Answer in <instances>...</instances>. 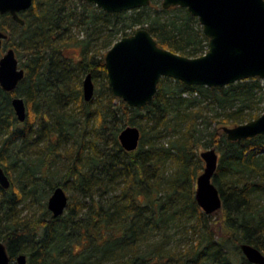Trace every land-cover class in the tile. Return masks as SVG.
<instances>
[{
  "label": "trees",
  "instance_id": "trees-1",
  "mask_svg": "<svg viewBox=\"0 0 264 264\" xmlns=\"http://www.w3.org/2000/svg\"><path fill=\"white\" fill-rule=\"evenodd\" d=\"M80 6L33 0L20 12L23 25L0 14V30L7 34L3 47L24 58V77L15 90L0 88V166L12 177L8 189L0 187V240L10 261L24 254L26 264H251L239 244L264 253V134L229 141L220 128L261 114L264 81L206 87L162 77L145 106L130 107L112 95L101 52L118 33L145 28L159 46L188 57L204 54L208 38L197 18L179 6L158 3L120 12L83 1ZM72 26L82 29L80 39ZM75 48L78 56L66 54ZM87 73L96 82L101 78L91 102L81 93ZM13 96L24 99V122L16 119ZM213 119L219 126L208 131ZM126 125L140 130L134 151H125L117 138ZM204 133L209 139L200 142ZM53 135L79 144L73 160H65V181L48 177L47 161L58 154ZM198 144L218 153L213 183L222 207L210 215L194 198L202 169ZM68 179L81 198L76 209L68 203L58 217L45 208L40 216L20 215L19 203L45 200ZM171 229L189 231L191 242L168 248Z\"/></svg>",
  "mask_w": 264,
  "mask_h": 264
},
{
  "label": "water",
  "instance_id": "water-1",
  "mask_svg": "<svg viewBox=\"0 0 264 264\" xmlns=\"http://www.w3.org/2000/svg\"><path fill=\"white\" fill-rule=\"evenodd\" d=\"M105 12H120L148 6L150 0H83ZM167 9L179 6L197 18L203 34L208 38L207 51L196 57L181 55L158 45L145 28L115 41L104 55L107 83L113 96L128 106L141 108L155 95L162 77L179 80L186 85L224 87L248 78L264 81V0H161ZM33 0H0V14H10L20 25V12L28 10ZM7 34L0 30V50ZM24 77L13 48L0 56V88L13 92ZM94 94L90 73L82 81V95L88 102ZM16 119L24 122L26 105L20 96L11 98ZM221 132L229 141H240L264 134V108L249 121L222 126ZM118 141L125 151H134L139 144L140 130L126 125L118 133ZM202 171L196 176L194 198L197 205L210 215L222 207L213 175L218 153L212 148L199 152ZM0 187L8 189L10 179L0 166ZM68 196L62 186H55L47 198V210L53 217L65 212ZM239 250L251 264H264V253L257 247L241 242ZM17 264H26V256L18 254ZM0 264H10L7 249L0 240Z\"/></svg>",
  "mask_w": 264,
  "mask_h": 264
},
{
  "label": "rangeland",
  "instance_id": "rangeland-1",
  "mask_svg": "<svg viewBox=\"0 0 264 264\" xmlns=\"http://www.w3.org/2000/svg\"><path fill=\"white\" fill-rule=\"evenodd\" d=\"M65 3L71 7H76L77 10H79L81 8V2L83 0H64ZM85 2V1H83ZM161 0L158 1L159 4H161ZM158 3L155 1H150L149 5L151 6H157ZM92 4V3H90ZM94 5V4H93ZM95 6V5H94ZM197 28V25H194V28ZM140 28V27H139ZM81 28H79L78 26L74 27L72 26V33L76 34V38L80 39L84 34L81 32ZM126 31H130L129 29H127ZM121 37V33H118L116 35V39L114 40L117 41L119 40ZM112 46V45H111ZM110 46V47H111ZM109 47V48H110ZM108 48V49H109ZM7 49V47H3L1 50H0V56L3 54L4 50ZM108 49H101V52L102 53H106V51ZM66 54L68 55H75V56H78L79 55V49L78 48H75V49H70ZM22 60H24V58H21L19 60V57H18V61H19V65L21 66V62ZM22 67V66H21ZM83 78L84 76H82V81H83ZM101 78H98V82L94 81L92 79V82H93V85H94V94H93V97L92 99L90 100L91 101H94L95 100V91L99 88V84L101 81L100 80ZM161 79V78H160ZM263 81V80H262ZM159 83V82H158ZM164 85H171L173 82H169V81H164L163 82ZM81 88H82V85H81ZM82 93V92H81ZM186 97H189V94H186L185 95ZM191 96V95H190ZM197 100L200 99V97H196ZM89 102V101H88ZM200 106L201 105H204L203 102L200 100ZM76 109V106L74 107V110ZM142 113L144 112V110L141 111ZM77 113V112H76ZM262 113V112H261ZM206 116H210L211 114L205 112ZM78 117V115L76 116V118ZM224 115H221L218 117H216L215 119H221L223 118ZM198 122L200 123H203V120H200L198 119ZM221 124V123H220ZM219 126V124H216L215 123V120L213 119V121H211L210 123V126L209 128L207 129L208 131H211L213 129H215V126L216 128ZM77 127H79V124H77ZM200 128H202L200 126ZM88 130L90 129V126H88L87 128ZM168 136H166L164 138V140H168ZM52 139H53V142L54 144L57 145V151H58V154L55 155L54 159H49L47 161V163L50 165L49 167V171H48V177L53 181V182H57V181H65V169H66V165H67V161L65 160H73V157L75 156L76 154V151H77V145H79L78 143H76V146H74L73 144V139L70 137L68 139H65V138H56L55 135L52 136ZM209 139V136H207L206 133H204V136H202L200 138V142H203V141H207ZM40 140V139H39ZM47 142V140H43L40 144H38L39 147H41V145L43 143ZM199 145V148L197 150V153L199 154L200 151L204 150L205 148H210L211 146H202L201 144H198ZM32 150V149H31ZM33 151V150H32ZM217 151V150H216ZM37 154V153H36ZM202 167H203V162L201 163ZM47 169V168H46ZM166 169L168 172L171 171V166H166ZM202 171V169L200 170V172ZM199 172V173H200ZM198 173V174H199ZM17 174L16 171H14L13 175L15 176ZM197 174V175H198ZM12 175V176H13ZM12 177L10 176V179ZM47 186H44V188H46ZM2 189V188H1ZM63 189L65 190L67 196H68V203L70 205V207H74L76 209V205H78V202H79V199L80 196L78 195V193L76 192L75 188H74V184L72 183V180L68 179L66 182H65V187H63ZM5 190V189H4ZM50 195V193L48 194V196ZM48 196L44 199H42V197H35V198H32V197H29V198H26L24 201H22L21 203H19L17 205V209L20 211V215H35V216H40L41 215V211L43 210V208L47 209V206H46V202H47V198ZM261 202L264 203V193L261 195ZM45 203V205H44ZM219 215H215L213 217V219L219 223ZM218 220V221H217ZM178 231V232H177ZM170 235H171V238L169 240V243H168V248L172 249V248H179L182 246L183 243H190L191 242V238L192 236L189 234V231H187L186 233L184 231H180V230H174V229H171L170 231ZM10 264H17L15 262V259L13 261H10Z\"/></svg>",
  "mask_w": 264,
  "mask_h": 264
},
{
  "label": "bare ground",
  "instance_id": "bare-ground-1",
  "mask_svg": "<svg viewBox=\"0 0 264 264\" xmlns=\"http://www.w3.org/2000/svg\"><path fill=\"white\" fill-rule=\"evenodd\" d=\"M26 119V118H25ZM25 121V120H24ZM210 148H212V147H210ZM215 149V148H214ZM216 150V149H215ZM217 152V151H216ZM196 180V179H195ZM221 209V208H220Z\"/></svg>",
  "mask_w": 264,
  "mask_h": 264
}]
</instances>
